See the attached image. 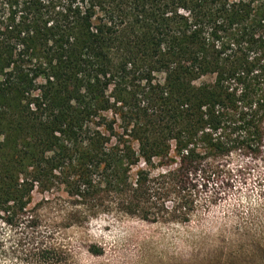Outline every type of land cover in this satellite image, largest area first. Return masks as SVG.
<instances>
[{
  "label": "trees",
  "instance_id": "obj_1",
  "mask_svg": "<svg viewBox=\"0 0 264 264\" xmlns=\"http://www.w3.org/2000/svg\"><path fill=\"white\" fill-rule=\"evenodd\" d=\"M233 155L264 161V0H0V220L28 256L63 259L35 191L67 226L186 222Z\"/></svg>",
  "mask_w": 264,
  "mask_h": 264
},
{
  "label": "rangeland",
  "instance_id": "obj_2",
  "mask_svg": "<svg viewBox=\"0 0 264 264\" xmlns=\"http://www.w3.org/2000/svg\"><path fill=\"white\" fill-rule=\"evenodd\" d=\"M241 164L249 169L238 172ZM228 165L235 169L230 181L201 190L186 222H151L113 211L67 226L72 208L65 194L35 191L42 221L38 241L63 259L28 256L37 243L0 220V264H264V161L233 155Z\"/></svg>",
  "mask_w": 264,
  "mask_h": 264
}]
</instances>
